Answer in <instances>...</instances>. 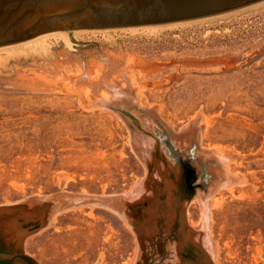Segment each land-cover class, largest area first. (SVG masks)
<instances>
[{
  "label": "rangeland",
  "instance_id": "rangeland-1",
  "mask_svg": "<svg viewBox=\"0 0 264 264\" xmlns=\"http://www.w3.org/2000/svg\"><path fill=\"white\" fill-rule=\"evenodd\" d=\"M190 21L3 46L1 250L264 264V1Z\"/></svg>",
  "mask_w": 264,
  "mask_h": 264
},
{
  "label": "water",
  "instance_id": "water-1",
  "mask_svg": "<svg viewBox=\"0 0 264 264\" xmlns=\"http://www.w3.org/2000/svg\"><path fill=\"white\" fill-rule=\"evenodd\" d=\"M261 1L264 0H0V46L56 30L65 35L77 29L129 28L196 20ZM115 110L136 122L129 111L123 108ZM157 149L154 147L150 153L149 175L156 164ZM217 183L212 185V190L217 188ZM180 186L183 192L188 188L185 180L180 182ZM126 198V201H134ZM25 229L29 234L36 230L34 227ZM0 264L34 262L26 255L0 250Z\"/></svg>",
  "mask_w": 264,
  "mask_h": 264
},
{
  "label": "bare ground",
  "instance_id": "bare-ground-1",
  "mask_svg": "<svg viewBox=\"0 0 264 264\" xmlns=\"http://www.w3.org/2000/svg\"><path fill=\"white\" fill-rule=\"evenodd\" d=\"M262 2V1H261ZM255 4H257V3H255ZM254 4V5H255ZM258 4H259V2H258ZM224 14V13H223ZM189 22H191L190 20H188ZM182 22H187V21H182ZM175 23H177V24H179V22H175ZM172 24H174V23H170V24H162V25H151V26H141V27H143V28H145L146 27V29H147V31L149 30V29H151V31L152 32H155V31H158L160 28H162V26L164 27V26H167V25H172ZM174 25H176V24H174ZM177 26V25H176ZM169 27V26H168ZM170 27H172V26H170ZM174 27V26H173ZM130 28H137V31H138V28L139 27H129V29ZM149 28V29H148ZM166 28V27H165ZM127 29V28H126ZM163 29V28H162ZM88 30H105V29H77V30H73V31H75V32H77V33H82V32H84V31H88ZM128 30V29H127ZM131 30V29H130ZM142 30V29H141ZM143 30H145V29H143ZM131 31H133V30H131ZM134 31H135V29H134ZM150 31V30H149ZM136 32V31H135ZM143 32V31H142ZM145 32V31H144ZM151 33V32H150ZM44 37H50V39L53 37V38H55V39H58V38H64V35L60 32V31H51V32H48V33H45V34H41V35H38V37L36 36V37H34L36 40H32V41H34V43L35 42H37V44L39 43L40 44V42H41V44H43V42H44ZM41 38H43L42 40H43V42H42V40H41ZM47 40V39H46ZM29 42H31V40L29 39L28 40ZM26 42H27V40H26ZM25 42V43H26ZM29 42H27V43H29ZM20 43H22V42H19L18 44H20ZM23 43H24V41H23ZM25 43L24 44H22V45H25ZM15 44H17V43H15ZM31 44H33V42L32 43H30V45ZM36 44V43H35ZM36 44V45H37ZM38 44V45H39ZM27 45V44H26ZM34 45V44H33ZM8 47V46H7ZM39 47V46H38ZM14 48V47H13ZM36 48H37V46H36ZM3 49V46H2V48L0 49V50H2ZM5 49V48H4ZM3 49V50H4ZM6 50H7V48H6ZM8 52H9V50H8ZM7 52V53H8ZM11 52V51H10ZM12 54V53H11ZM10 55V53L8 54V56Z\"/></svg>",
  "mask_w": 264,
  "mask_h": 264
},
{
  "label": "flooded vegetation",
  "instance_id": "flooded-vegetation-1",
  "mask_svg": "<svg viewBox=\"0 0 264 264\" xmlns=\"http://www.w3.org/2000/svg\"><path fill=\"white\" fill-rule=\"evenodd\" d=\"M1 250V249H0Z\"/></svg>",
  "mask_w": 264,
  "mask_h": 264
}]
</instances>
